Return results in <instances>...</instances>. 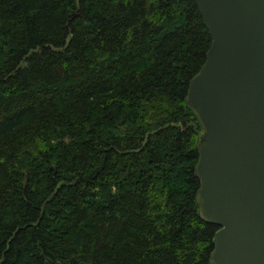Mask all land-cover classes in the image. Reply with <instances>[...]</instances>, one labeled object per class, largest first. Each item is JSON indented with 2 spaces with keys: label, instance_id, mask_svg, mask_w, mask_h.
Instances as JSON below:
<instances>
[{
  "label": "trees",
  "instance_id": "16d2710c",
  "mask_svg": "<svg viewBox=\"0 0 264 264\" xmlns=\"http://www.w3.org/2000/svg\"><path fill=\"white\" fill-rule=\"evenodd\" d=\"M194 0H0V264H210Z\"/></svg>",
  "mask_w": 264,
  "mask_h": 264
},
{
  "label": "water",
  "instance_id": "95a60500",
  "mask_svg": "<svg viewBox=\"0 0 264 264\" xmlns=\"http://www.w3.org/2000/svg\"><path fill=\"white\" fill-rule=\"evenodd\" d=\"M211 43L185 98L202 133L200 218L210 264H264V0H194Z\"/></svg>",
  "mask_w": 264,
  "mask_h": 264
}]
</instances>
